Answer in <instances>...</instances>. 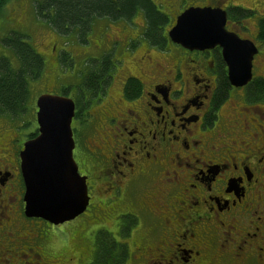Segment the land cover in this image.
<instances>
[{
  "label": "flooded vegetation",
  "instance_id": "1",
  "mask_svg": "<svg viewBox=\"0 0 264 264\" xmlns=\"http://www.w3.org/2000/svg\"><path fill=\"white\" fill-rule=\"evenodd\" d=\"M189 6L224 9L226 30L254 44L247 82H230L219 45L189 49L167 34L163 46L150 44L140 29L144 41L126 44L115 64L110 47H97L83 75L94 83L81 80V105L71 97L72 156L89 196L79 226L113 230L104 228L117 255L111 264H264V14L254 29H239L253 8L179 1L162 29ZM88 106L85 133L79 108ZM36 135L37 126L0 135V264H90L95 243L89 256L78 230L71 256L63 223L24 214L20 151Z\"/></svg>",
  "mask_w": 264,
  "mask_h": 264
},
{
  "label": "water",
  "instance_id": "2",
  "mask_svg": "<svg viewBox=\"0 0 264 264\" xmlns=\"http://www.w3.org/2000/svg\"><path fill=\"white\" fill-rule=\"evenodd\" d=\"M225 23L226 11L220 7L189 6L176 17L168 36L189 49L219 45L230 82L244 84L251 77L256 48L251 41L228 32ZM35 105L37 135L26 140L20 151L24 214L59 224L81 214L89 202L86 178L78 173L72 156L74 102L64 95L41 93ZM68 191L73 193L71 197L66 195Z\"/></svg>",
  "mask_w": 264,
  "mask_h": 264
},
{
  "label": "rangeland",
  "instance_id": "3",
  "mask_svg": "<svg viewBox=\"0 0 264 264\" xmlns=\"http://www.w3.org/2000/svg\"><path fill=\"white\" fill-rule=\"evenodd\" d=\"M33 1L36 2L39 0H6L0 6V55L8 57L11 63L15 62L16 59L13 57L14 54L12 50L3 44L2 39L10 33L17 32L26 36L24 40L29 42L44 60V67L40 76L37 79L29 80V108L31 109L26 113L23 119L15 120V122L9 121L5 115H0L1 136L7 134V137H11L18 133L19 135L26 134L36 126L35 100L39 93H43V91H52L51 93L54 94H62V91L66 89L65 95L76 97V89L84 78L83 75L85 71L88 70L87 61H89V64H93L90 58H94L93 56L95 55V49L97 47H110L107 52L109 62L115 64L117 60H121L120 52L126 44H130V46L134 44L137 46L139 42L144 41L142 36L136 37L140 29H143L145 23L141 12H137L131 19L126 21H112L106 18L96 19L92 23L90 29L80 34V36L76 34L61 35L43 22V20L36 17ZM153 1L158 5L162 13H168V15H170L174 13L173 10L177 8L179 1H181V4H184L189 2L200 3L202 0ZM230 1L254 9L253 16L241 19V26L239 27V29H254L255 17L264 14V0ZM124 33H131L135 36L131 37V35L128 38L115 39L116 36L122 37L121 34ZM143 46L144 45H142V47ZM82 52L90 54L91 56L88 55L87 58L84 59L85 57L83 55V57L78 55ZM62 53H65L64 55L67 54L68 57L71 56L65 63L61 60ZM155 54L159 56V52H155ZM160 55L164 58L166 54L160 53ZM119 64H121V62H119ZM124 64L127 65L125 67L131 65V63H127L126 61L123 62V66ZM122 70H125V68L122 67ZM112 83L113 82H111L110 86H112ZM85 113L88 115L81 129H86V133L91 124V106L87 107ZM22 120L29 123H25V125L22 123V125H20ZM16 125H20V128H17V130H15ZM83 218L84 215H79L73 220L61 225L66 232L64 235L66 240V254H70L71 256H74L75 251H73V248H75V243H77L75 231H79L80 236L87 242L91 249L94 248V243L97 247L99 235L106 232L104 229L106 227L97 223H90L85 227H80L79 225L82 223L81 220ZM62 228H60V226L56 228L60 235L64 232ZM106 229L111 233L113 232L111 229ZM92 251L93 249L90 250L89 256ZM66 264H74V262L70 261Z\"/></svg>",
  "mask_w": 264,
  "mask_h": 264
},
{
  "label": "trees",
  "instance_id": "4",
  "mask_svg": "<svg viewBox=\"0 0 264 264\" xmlns=\"http://www.w3.org/2000/svg\"><path fill=\"white\" fill-rule=\"evenodd\" d=\"M6 0H0V6ZM34 13L59 34H80L88 31L92 23L99 18L112 21L129 20L137 12L144 18L143 36L150 44L165 43V32L162 28L167 25V15L162 13L153 0H39L34 2ZM244 12V9L242 10ZM230 16L239 14L238 7L230 9ZM264 29V20L259 21ZM25 35L17 32L10 33L2 39L16 59L11 63L6 56L0 55V115H5L11 122L21 120L31 109L29 108V80L37 79L44 67L42 56L35 51L31 44L25 41ZM62 53L63 63L70 57ZM108 57V56H107ZM84 80V81H83ZM82 82L94 83V78H83ZM66 93V89L62 91ZM80 94L77 102L81 105ZM84 108H79L83 115ZM25 125L26 121H21ZM29 123V122H27ZM26 123V124H27ZM16 125V128H20ZM18 126V127H17ZM111 239L106 232L99 235V241L90 264H111L117 258L116 250H111Z\"/></svg>",
  "mask_w": 264,
  "mask_h": 264
},
{
  "label": "snow or ice",
  "instance_id": "5",
  "mask_svg": "<svg viewBox=\"0 0 264 264\" xmlns=\"http://www.w3.org/2000/svg\"><path fill=\"white\" fill-rule=\"evenodd\" d=\"M193 15H194V14H193ZM71 160H72L71 155H69V164H71ZM75 171H76L75 166L72 165V167H71V172H72V173H75ZM83 175H85V178H86L87 174H86V173H83ZM72 194H73V193H72L71 191H68V192L66 193V195L69 196V197H71Z\"/></svg>",
  "mask_w": 264,
  "mask_h": 264
}]
</instances>
